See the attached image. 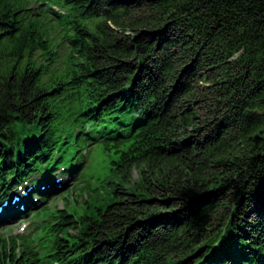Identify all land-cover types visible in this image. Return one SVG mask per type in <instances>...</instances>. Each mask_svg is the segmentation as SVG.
<instances>
[{
	"label": "trees",
	"instance_id": "16d2710c",
	"mask_svg": "<svg viewBox=\"0 0 264 264\" xmlns=\"http://www.w3.org/2000/svg\"><path fill=\"white\" fill-rule=\"evenodd\" d=\"M87 147L0 264H264V0H0V194Z\"/></svg>",
	"mask_w": 264,
	"mask_h": 264
},
{
	"label": "rangeland",
	"instance_id": "374dc122",
	"mask_svg": "<svg viewBox=\"0 0 264 264\" xmlns=\"http://www.w3.org/2000/svg\"><path fill=\"white\" fill-rule=\"evenodd\" d=\"M98 151H99V148L98 147H96L94 150H93V152L94 153H98ZM89 159H87V161H88ZM95 161H99L101 164H103V163H105V164H107L108 163V160H107V158L106 157H104V156H101V155H98V156H96V158H95ZM82 170V169H81ZM81 170H80V172H81ZM79 172V173H80ZM58 174H60V171L59 172H57ZM101 173H102V171L99 173V174H96V173H94V178H95V181L94 182H96V183H98V181H97V178H103V184H105L104 182L107 180V178H108V174H105V175H103L102 177H101ZM90 174H91V172H89V171H86L85 172V179H84V181L85 182H87V181H89L90 180ZM37 177V175L36 174H33L32 176H31V178H36ZM66 176H64L63 178H65ZM74 182H75V178L73 177L71 180H69L68 182H67V184H69V185H67L66 187L67 188H65L64 190H60L59 191V193H57V194H55L54 196L52 195L50 198H49V203H50V205L51 206H54V205H57V206H60V207H62L63 205H64V198L62 197V196H60V194L61 193H63L66 189H68V188H70V187H72L73 186V184H74ZM33 215H29V217H28V219H32L31 217H32ZM28 219H26V220H28ZM24 222V223H23ZM13 225V232L15 233V234H17V233H28V227H26L27 225H28V223L27 222H25V221H14V222H12V223H7V225H5V224H3L1 227L2 228H4V230L7 228V227H11ZM20 225H21V227H20ZM24 228V229H23ZM6 231V230H5Z\"/></svg>",
	"mask_w": 264,
	"mask_h": 264
}]
</instances>
